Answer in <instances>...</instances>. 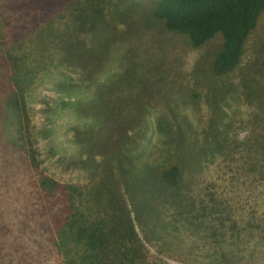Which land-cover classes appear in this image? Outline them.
I'll use <instances>...</instances> for the list:
<instances>
[{
    "label": "trees",
    "instance_id": "1",
    "mask_svg": "<svg viewBox=\"0 0 264 264\" xmlns=\"http://www.w3.org/2000/svg\"><path fill=\"white\" fill-rule=\"evenodd\" d=\"M3 1L10 4L14 0ZM41 1L51 7L43 9ZM98 1H36L43 15L54 11L53 17L68 16L73 22L74 25L70 22L55 25L59 32L52 31L56 39L61 36L63 40L72 31L77 32L70 49L68 43L59 44L57 49L40 46L42 37L51 36V28L39 25L34 13L25 20L29 21L22 28H28L26 31L19 36L10 32L11 35L4 29L6 24L0 10V51L2 56L13 58L12 65L16 64V56L10 50L17 44V37L24 39L31 35L40 41L39 56H29L25 61L27 70L19 74L11 68L9 76L2 75L0 97L4 103L0 113L18 118L17 132L22 144L17 146V154L23 151L18 165H22L25 182L32 184L40 200L36 209L39 218L34 224L44 233L43 240L49 234L47 241L54 252L55 264H157L156 261L165 264L163 258L177 264H238L241 259L258 258L264 242V234L257 233L264 223V211L255 209L259 191L248 189L247 197L253 204L238 218L230 203L236 191L225 199L207 184L198 189L196 185L201 184L198 178L209 171L218 173L220 183L229 173L237 183L229 189L246 185L254 189L264 182V68L249 70V78H243L238 86L223 81L220 88L259 108V113L246 120L244 129L248 131L241 137L226 119L224 105L216 93L206 125L196 133L181 112L180 99H173L171 90L163 84L166 75L160 59L145 61L142 50L131 56L129 51L123 53L119 70L107 81L103 80L110 84L108 94L118 99L119 104L107 105L103 114L96 111L86 123L91 113L79 112L74 98L80 94L69 91L67 86L77 76L72 64H82L86 54V26L95 24L93 11ZM117 3L101 0L100 15L107 18L112 9L124 17L139 11L134 3L132 6L128 2L121 8ZM35 12L41 15L39 9ZM263 12L264 0H156L152 7V16L166 30L187 36L193 47L221 36L210 68L220 79L241 66L247 40ZM104 23L97 31L108 40L115 26ZM136 49L139 48L135 46ZM76 51L84 53L82 58V54L72 56ZM51 64L55 65L54 70ZM80 70L86 72V67L81 65ZM252 73L258 78L252 77ZM46 76L51 81L45 90L63 91L69 97L59 96L55 101L58 104L65 99L69 105L71 121L66 142H74L70 134L76 126H86L89 132L90 136L86 135L89 149L81 150L75 142L74 145L79 157L85 155L82 160L86 166L101 173L92 182L59 181L40 166L28 104L34 91L35 97L40 98L38 86L43 83L41 77ZM41 101L48 105L45 97ZM98 116L106 121L100 123ZM149 134L162 140L151 150L141 147ZM210 185L215 187L213 183ZM181 194L191 200L189 208L182 202ZM152 248L158 260L153 259Z\"/></svg>",
    "mask_w": 264,
    "mask_h": 264
},
{
    "label": "rangeland",
    "instance_id": "2",
    "mask_svg": "<svg viewBox=\"0 0 264 264\" xmlns=\"http://www.w3.org/2000/svg\"><path fill=\"white\" fill-rule=\"evenodd\" d=\"M36 1L23 0L18 2L14 0L13 3L7 4L0 0L2 20L6 24L4 29L9 33L13 32L15 36L21 35L23 31L28 29H22L29 22L25 20L31 13H34L38 24L42 23L51 28V36L42 37L40 46L44 48L53 46L57 49L59 44L68 43L67 47L70 49L77 32L73 33L74 31H72L70 36L63 37L66 40H63L61 36L56 39L54 33L59 32L55 30L58 28L55 25L62 26L68 22L74 25L73 22L69 20L68 16H63L61 19L53 17L54 11H47L43 15L42 9L36 7ZM115 1L119 2V4L117 3L119 8L128 2L129 4L132 3V6L134 3L139 11L130 12V16L124 17L123 14L117 15L115 9H112L110 15L103 18L106 16L100 15L101 0L96 2L97 5L94 10L98 13L93 11L94 20L92 21L95 24L86 26V54L76 51L72 55L79 57V54H82L80 58L84 55L82 64H72V69L77 72V76L74 75L75 78L71 79L67 88L69 91H76L80 94L74 98V105L79 112L91 113V116L86 117V123L91 118L93 119L96 111L103 114L102 110L107 105L119 104L118 99L115 100L111 94H108V90L111 89L110 84H106L103 80L110 79L112 73L116 72L119 65L123 63L121 56L123 53L129 51L131 53L129 56H131L134 53L137 54L138 50H142L145 61L160 59L161 68L166 75L163 84L171 90L170 96L173 99H180L181 112L187 118L188 123L197 130L196 133H200L205 127L212 107L211 101L216 93V97L224 105L223 110H225L226 119L231 122L239 137L244 136L248 131V129H244L246 120L253 113H259V108L255 109L252 105L237 99L234 92L228 94L220 91V88L224 82L227 85L231 83L232 86H238L243 78H249V70L259 71L264 68V12L247 40L241 66L237 71L220 79L210 71L212 58L219 50L222 41L219 34L208 43L200 47H193L187 36L166 30L163 23L152 16V7L156 0ZM40 7L47 10L51 4L46 5L41 1ZM35 9L41 11L40 16L35 12ZM51 17H53L52 20ZM103 22L110 27L115 26V31L108 40L102 32L97 31ZM15 41L17 44L10 50L16 56L15 65H12V57L6 58L2 56L3 53L0 51V81L3 79L2 75H10L11 68L19 74L27 70L28 67L25 65L27 57L37 56L40 52L38 46L40 41L33 39L31 35L30 38L25 37L24 39L17 37ZM135 46L139 49L135 50ZM81 65L86 67V72L80 70ZM50 68L54 70L55 65L51 64ZM252 77L258 78L254 73H252ZM41 79L43 83L41 86L39 85L40 87L38 86L40 98L35 97L37 91H34L33 100L29 101L28 104V119L35 131L34 144L39 151L40 166L59 181L83 184L92 182L99 176L101 177V173L92 168L90 170L86 166V162L82 160L85 155L79 157L74 145L75 142L81 146V150L89 149L90 146H86V135H89V132L86 131V126L84 128L76 126L74 127L75 132L70 134L74 142H66L71 121L68 119L69 105L65 99L58 104H55V101L59 96L69 98L68 94L63 91L45 90L49 88L48 82L51 81V78L46 76L41 77ZM85 89L86 92L83 93ZM69 91L67 92L71 93ZM43 97L48 101L47 106L41 101ZM3 103L4 101L0 97V108ZM74 116L76 115L74 114ZM97 118L101 119L99 116ZM104 121L106 120L101 119L99 122L103 123ZM17 124L18 118L16 116L11 118V116L7 117L0 113V264H55V255L52 256L54 252L47 241L49 234L43 240L42 234L44 233L39 231L34 224V221L39 218L36 209L40 205V200L36 197L32 184L25 182L22 165H18L20 162L19 154L23 155V151L20 150L17 154V146L22 144L17 132ZM161 143L162 140H158L149 134L141 147L151 150ZM223 178L222 185L218 186L217 183L221 184L218 173L215 175L209 171L198 178L201 184L198 182L196 189L207 184L211 190H216L218 197L222 196L225 199L235 195L233 192L236 191L237 195L230 200V203L238 218L253 204L252 200L247 197L248 189L252 191L257 189L261 195L258 198L262 200L264 182H261L254 189L249 188L248 185L244 188L229 189L231 185L236 186L237 183L231 179L229 173ZM210 183H213L215 187L211 188ZM181 197L182 202L189 208L191 200L185 194H181ZM260 199H257L255 209L264 211V202H261ZM257 233H260L261 236L264 234V223ZM197 245L200 247L201 241H198ZM249 245L252 246V244ZM260 247L261 255H257L258 258L249 260L250 262L247 259H241L238 264H264V242L261 243ZM45 252L48 253L45 254ZM150 252L154 260L159 259L155 256L156 253L153 248ZM163 260L165 264H177L165 258ZM156 263L161 264L160 261H156Z\"/></svg>",
    "mask_w": 264,
    "mask_h": 264
}]
</instances>
